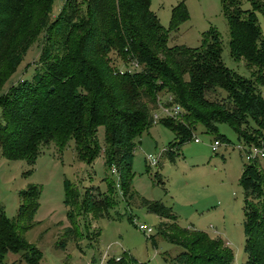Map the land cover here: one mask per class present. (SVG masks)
I'll list each match as a JSON object with an SVG mask.
<instances>
[{
	"label": "trees",
	"instance_id": "16d2710c",
	"mask_svg": "<svg viewBox=\"0 0 264 264\" xmlns=\"http://www.w3.org/2000/svg\"><path fill=\"white\" fill-rule=\"evenodd\" d=\"M55 1L0 0V100L7 95L2 102L11 103L7 114L1 105L5 122L0 124V151L4 157L27 160L33 165L42 147L55 144L63 150L73 139L80 157L92 164L102 150L97 141L98 129L110 121L106 130L112 150L107 164L117 169L122 188L129 193L135 140L155 124L158 93L164 88L173 102L183 107L185 122L160 121L175 132L176 140L164 149L157 164L161 165V157L176 162V150L193 139L197 124L206 126V133L224 140L227 136L218 135V125L226 123L246 146L264 150V33L258 17L264 15V0H251L250 9H244L241 0H223L232 56L245 63L250 77L233 73L224 65L222 43L216 31L208 33L198 48L169 47V33L151 11V0H86L84 13L78 11L76 0H66L59 17L51 22L50 11ZM186 19L188 12L180 3L173 9L172 29H178ZM51 24L66 35L63 44L68 41L70 27L79 34L76 56L66 55L73 62L56 64L48 80L38 72L32 80L21 79L7 86L38 36ZM115 46L132 53L138 68L116 70L108 58ZM53 51V46H49L42 57ZM48 83L52 85L43 94ZM85 91L92 97L90 104ZM240 126L253 134L238 133ZM92 139L96 150L88 156L86 147L93 148L92 144L85 147L81 142L89 143ZM80 148L85 152L80 153ZM257 161L246 164L240 179L247 229V260L242 264H264V177L257 170ZM95 189H87L81 208L93 217L109 216V203L97 200ZM66 191V203L72 208L76 195L70 183ZM20 194L22 204L15 218L0 213V264L10 253L21 251L25 252L27 264H39L41 260L40 250L31 246L25 236L33 226L40 190L31 185ZM255 202H261V207L255 208ZM145 205L163 219L176 220L159 225L165 238L184 248L171 264L234 263L235 254L222 239L182 227L171 207L161 201H145ZM191 234L200 236L193 240ZM185 237L186 242H182ZM196 249L201 253L194 254ZM212 250L217 252L211 253ZM126 259L113 257L108 264H132Z\"/></svg>",
	"mask_w": 264,
	"mask_h": 264
},
{
	"label": "rangeland",
	"instance_id": "374dc122",
	"mask_svg": "<svg viewBox=\"0 0 264 264\" xmlns=\"http://www.w3.org/2000/svg\"><path fill=\"white\" fill-rule=\"evenodd\" d=\"M241 1L244 9L251 8V0ZM150 3L151 11L169 33V47L187 45L198 48L208 33L216 31L222 43L221 59L224 65L233 73L250 77L245 63L232 56L229 45L231 31L224 13L223 0H151ZM180 3L186 7L188 19L182 21L174 31L171 24L173 9ZM65 4L66 0L55 1L50 11L51 22L59 17ZM76 7L81 13L86 12V0H76ZM258 17L264 33V15L258 14ZM65 37L51 24L49 29L38 36L7 86L21 79L32 80L38 72L41 73V78L48 80V75L55 72L56 64L73 62L66 55L73 58L76 56L79 34L70 27L68 41L63 44ZM49 46H53L55 51L42 57L43 50H47ZM108 58L116 70L138 68L132 53L117 50L116 46ZM51 85L52 83L45 85L43 94ZM85 93L90 104L92 97L86 91ZM169 96L171 95L165 88L158 93V98L162 101ZM5 97L7 95L2 99H6ZM2 99L0 124L5 122L2 117L3 108L6 113L11 105L10 102L5 105ZM172 120L185 122V117ZM250 124L254 126L253 121ZM106 128H110V121L98 129L97 141L102 150L92 164L80 157L73 139L69 140L63 150H59L55 144L42 147L33 165L27 160L7 159L0 151V213L7 218H15L22 204L21 191L31 185L38 186L40 190L39 207L32 221L33 226L25 233L28 243L38 247L41 252L39 264H100V258L106 251H109L110 256L127 257L126 260L132 264H171L173 257L184 248L182 244L176 245L165 238L159 232V225L161 222L173 224L176 220L163 219L150 212L145 201H161L171 207L182 227L190 231L200 230L212 238L222 239L235 254L233 264H242L247 260L244 189L240 179L246 164L250 162L246 160L244 151L238 148V145H245V141L240 140L228 124L218 125V135H226L230 142L213 137L206 133V126L197 124L193 139L176 150V162L161 157L160 165L153 164L149 155L159 158L164 149L176 140V134L167 125L155 123L135 140L137 146L129 193L122 188L119 175L113 173V168L107 164L112 149L111 141L107 143ZM238 133L247 136L253 134L246 127H238ZM196 137L201 141L196 142ZM215 140L223 142L217 152L212 149ZM92 141L93 139L81 144L90 146ZM248 146L255 147L250 144ZM92 147H86V155L94 153L96 145L92 144ZM84 152L85 149L80 148V153ZM257 162V170L264 177V158ZM68 183L74 188L76 195L72 208L66 203ZM91 187L96 188L93 194L97 200L109 203V216L93 217L91 213L84 212V207L81 208L86 191ZM261 204L255 202V208H260ZM139 224L153 227L152 235L141 231ZM191 236L194 240L200 235ZM183 241L186 242V237ZM24 253H10L3 264H27ZM200 253L196 249L194 254ZM109 264L117 262L110 261Z\"/></svg>",
	"mask_w": 264,
	"mask_h": 264
},
{
	"label": "built area",
	"instance_id": "2783aa9c",
	"mask_svg": "<svg viewBox=\"0 0 264 264\" xmlns=\"http://www.w3.org/2000/svg\"><path fill=\"white\" fill-rule=\"evenodd\" d=\"M184 114V109L183 107L176 103L173 102L172 96H169L167 100L162 101L159 100V107L155 110L154 112V122L158 123L163 119H177L182 117ZM196 142H200V138L196 137L194 138ZM221 140H215L214 144L212 145L213 151L217 152L218 147L222 145ZM238 148L242 151H244L246 160L248 162H254L256 160L264 158V150L256 147H249L246 145H238ZM150 160H152V163L155 164L158 162L157 157L149 155L148 157ZM113 173L118 174V171L116 168H113ZM119 175V174H118ZM120 178V177H119ZM119 185V184H118ZM139 229L143 231L146 235H152L154 232L153 227H149L146 224H139L138 225ZM111 248V247H109ZM114 256L109 255V251H106L105 255L100 258V264H108V261L112 259ZM116 260H120L121 257H114ZM88 264H94L92 262H89Z\"/></svg>",
	"mask_w": 264,
	"mask_h": 264
}]
</instances>
